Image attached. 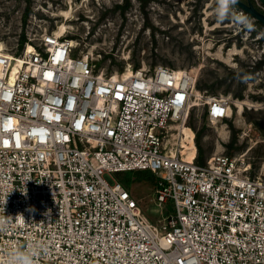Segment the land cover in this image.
I'll list each match as a JSON object with an SVG mask.
<instances>
[{
	"label": "built area",
	"instance_id": "built-area-1",
	"mask_svg": "<svg viewBox=\"0 0 264 264\" xmlns=\"http://www.w3.org/2000/svg\"><path fill=\"white\" fill-rule=\"evenodd\" d=\"M73 49L55 32L20 50L0 41V217L12 218L0 253L39 246L36 264H264V162L254 171L216 153L199 164L194 147L187 158L195 74H107ZM204 102L210 122L227 116L226 97ZM119 172L153 177L162 222Z\"/></svg>",
	"mask_w": 264,
	"mask_h": 264
},
{
	"label": "rangeland",
	"instance_id": "rangeland-1",
	"mask_svg": "<svg viewBox=\"0 0 264 264\" xmlns=\"http://www.w3.org/2000/svg\"><path fill=\"white\" fill-rule=\"evenodd\" d=\"M212 5L213 0H30L27 6L26 0H0V41L20 50L64 23L63 36L76 43L73 53L89 55L107 74L128 66L191 70L201 92L191 98L187 123L196 156L197 138L202 160L224 153L256 171L264 162V26L255 20L252 30L217 23ZM66 10L67 17L61 14ZM219 95L228 99L229 112L212 123L204 100ZM113 177L128 187L148 220L162 222L149 173Z\"/></svg>",
	"mask_w": 264,
	"mask_h": 264
},
{
	"label": "clouds",
	"instance_id": "clouds-1",
	"mask_svg": "<svg viewBox=\"0 0 264 264\" xmlns=\"http://www.w3.org/2000/svg\"><path fill=\"white\" fill-rule=\"evenodd\" d=\"M237 3L238 0H213L211 9L213 18L217 23L230 22L242 29H254V19L243 11L238 10L236 7ZM22 194H26L25 190ZM11 221V217H0V231L9 230L8 225ZM42 250L39 246L24 249L18 245H12L3 250L0 253V257L3 259V264H36V257Z\"/></svg>",
	"mask_w": 264,
	"mask_h": 264
},
{
	"label": "water",
	"instance_id": "water-1",
	"mask_svg": "<svg viewBox=\"0 0 264 264\" xmlns=\"http://www.w3.org/2000/svg\"><path fill=\"white\" fill-rule=\"evenodd\" d=\"M257 1L258 4L255 0H238L236 7L264 26V12L258 8V5H264V0Z\"/></svg>",
	"mask_w": 264,
	"mask_h": 264
},
{
	"label": "bare ground",
	"instance_id": "bare-ground-1",
	"mask_svg": "<svg viewBox=\"0 0 264 264\" xmlns=\"http://www.w3.org/2000/svg\"><path fill=\"white\" fill-rule=\"evenodd\" d=\"M68 13H69V11L68 10H66V11H63L61 14H64V16H69L68 15ZM68 27H70V26H68ZM66 29H67V26L64 24V23H62V24H59L58 25V27H57V31L55 32L57 35H63L65 32H66ZM72 44L74 45V44H76L75 43V41L74 40H72ZM221 53V52H220ZM220 55V54H219ZM221 56V55H220ZM225 58V57H224ZM229 59V58H228ZM228 61V60H227ZM241 108V106H240V103H239V109ZM228 112H229V110H228ZM228 112H227V114H228ZM212 123H215V121H213ZM183 131H184V133L186 134V135H192V131H190L189 129H187V128H184L183 129ZM195 136V135H194ZM190 145L192 146V150H191V153H188V155H187V158L188 159H190L191 158V155H192V153H194V148H196L195 147V145L193 146V143L191 142V140H190ZM194 147V148H193Z\"/></svg>",
	"mask_w": 264,
	"mask_h": 264
},
{
	"label": "trees",
	"instance_id": "trees-1",
	"mask_svg": "<svg viewBox=\"0 0 264 264\" xmlns=\"http://www.w3.org/2000/svg\"><path fill=\"white\" fill-rule=\"evenodd\" d=\"M26 2H27V6L29 5V3H30V0H26ZM127 3H125V5H126ZM29 8V7H28ZM27 11H29V9H27ZM197 88H199V85L197 86ZM196 146H197V148H198V154H197V156H196V158H195V161L197 162V163H199V164H202V163H204V161L205 160H202L203 158H202V156H201V146L198 144V142H197V138H196Z\"/></svg>",
	"mask_w": 264,
	"mask_h": 264
}]
</instances>
